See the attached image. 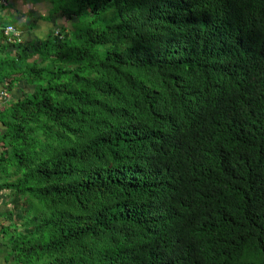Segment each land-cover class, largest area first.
<instances>
[{
  "label": "trees",
  "instance_id": "16d2710c",
  "mask_svg": "<svg viewBox=\"0 0 264 264\" xmlns=\"http://www.w3.org/2000/svg\"><path fill=\"white\" fill-rule=\"evenodd\" d=\"M42 1L0 21L12 264H264V0Z\"/></svg>",
  "mask_w": 264,
  "mask_h": 264
},
{
  "label": "crops",
  "instance_id": "0c3cea01",
  "mask_svg": "<svg viewBox=\"0 0 264 264\" xmlns=\"http://www.w3.org/2000/svg\"><path fill=\"white\" fill-rule=\"evenodd\" d=\"M10 6H7L3 9H1V13H0V21L2 20H6L8 19V17H12L13 23L12 25H14L15 27H17V30L23 34V37H28L31 34H33L35 37L33 38H29V40H34L36 42H38L39 37H44L45 35V30H43V26L41 28L40 32H34V28L29 29L27 28L28 26L26 25L27 21H24L22 19V14H27L29 8L26 9V11H24L23 7V3L22 2H17L15 0H9ZM35 5H39V7H43L44 5H48L47 3L45 4L44 1H39L37 4ZM35 5L32 6V10L35 11V15H39L40 12L37 11V8ZM42 14V13H41ZM63 20V19H62ZM7 21V20H6ZM58 25V24H57ZM35 27V26H34ZM33 31V33H32ZM37 35V36H36ZM25 39V38H24ZM26 41V39H25ZM28 41V40H27ZM30 42V41H28ZM8 96V94H7ZM2 179L1 175H0V180ZM7 195L9 194L8 190H1L0 191V264H12L13 260L11 256H8L9 253V247H8V240H7V233L3 232L4 227L8 226V222H6L7 220L4 218L5 216L3 215V208L2 206H5L4 204L7 203Z\"/></svg>",
  "mask_w": 264,
  "mask_h": 264
},
{
  "label": "rangeland",
  "instance_id": "374dc122",
  "mask_svg": "<svg viewBox=\"0 0 264 264\" xmlns=\"http://www.w3.org/2000/svg\"><path fill=\"white\" fill-rule=\"evenodd\" d=\"M36 7H38L37 8V11L38 12H40V13H42V14H45L46 12H47V9H48V5H44L43 7H39V5H35ZM29 6H26V5H23V9H24V11H26V9L28 8ZM30 10H32V9H29L28 11H30ZM23 15L24 14H22V19H23ZM54 24L55 25H63V26H65L66 25V23L64 22V20H55V22H54ZM42 26V24H40L39 22H37V23H35V27H34V32H40L41 31V27ZM43 30H45V35H46V33L48 32V30L51 28L50 27V25H48V24H44L43 25ZM52 29V28H51ZM32 33H33V31H32ZM58 33V31L55 29L54 31H53V35H56ZM34 34V33H33ZM33 34H31L30 36H28V37H23V34H21L22 36H20L21 37V40L23 41V40H25L26 39V41L27 40H29V38H33V37H35ZM44 35V36H45ZM37 36V35H36ZM25 38V39H24ZM44 38V37H43ZM39 39H42V37H39ZM7 197V203L6 204H4L5 206H6V208H11V206H12V203L10 202V199H11V197H10V195H7L6 196ZM2 208L3 209H5L4 208V206H2Z\"/></svg>",
  "mask_w": 264,
  "mask_h": 264
},
{
  "label": "built area",
  "instance_id": "2783aa9c",
  "mask_svg": "<svg viewBox=\"0 0 264 264\" xmlns=\"http://www.w3.org/2000/svg\"><path fill=\"white\" fill-rule=\"evenodd\" d=\"M7 40L11 43L14 42H20L21 41V37H20V33L18 31H15L14 28L12 26H8L6 27L5 31H4ZM1 96H5L4 92H0V97Z\"/></svg>",
  "mask_w": 264,
  "mask_h": 264
}]
</instances>
